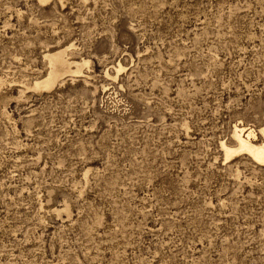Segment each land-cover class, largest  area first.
Wrapping results in <instances>:
<instances>
[{
	"label": "rangeland",
	"instance_id": "374dc122",
	"mask_svg": "<svg viewBox=\"0 0 264 264\" xmlns=\"http://www.w3.org/2000/svg\"><path fill=\"white\" fill-rule=\"evenodd\" d=\"M58 48L89 65L34 89ZM235 124L264 139V0H0V264H264Z\"/></svg>",
	"mask_w": 264,
	"mask_h": 264
},
{
	"label": "bare ground",
	"instance_id": "6f19581e",
	"mask_svg": "<svg viewBox=\"0 0 264 264\" xmlns=\"http://www.w3.org/2000/svg\"><path fill=\"white\" fill-rule=\"evenodd\" d=\"M44 57L48 64V71L46 75L42 76V78H37L32 81L30 86L36 90L51 88L60 80L64 73L81 72L84 66L89 65V60L85 58H81L80 60H71L66 57L65 48L50 50L44 54ZM118 67H122L121 63L118 64ZM106 73L108 74L107 71ZM259 130V132L264 135V126H261ZM231 134L235 140L234 145L229 146L227 143H221L226 157L230 158L231 156L232 158V155L234 154L236 155L237 153L245 152L254 160L264 165V139L256 141V135L253 129L244 128L243 126H238L237 124L233 126ZM64 208L67 210V205H64Z\"/></svg>",
	"mask_w": 264,
	"mask_h": 264
}]
</instances>
